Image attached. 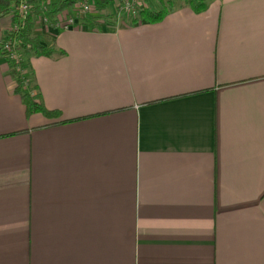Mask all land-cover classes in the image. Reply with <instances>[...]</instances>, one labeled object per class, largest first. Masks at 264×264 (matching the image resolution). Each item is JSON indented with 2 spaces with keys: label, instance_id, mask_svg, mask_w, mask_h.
<instances>
[{
  "label": "crops",
  "instance_id": "crops-1",
  "mask_svg": "<svg viewBox=\"0 0 264 264\" xmlns=\"http://www.w3.org/2000/svg\"><path fill=\"white\" fill-rule=\"evenodd\" d=\"M206 2L34 24L63 52L28 58L56 116L0 55V264H264V0Z\"/></svg>",
  "mask_w": 264,
  "mask_h": 264
},
{
  "label": "trees",
  "instance_id": "trees-1",
  "mask_svg": "<svg viewBox=\"0 0 264 264\" xmlns=\"http://www.w3.org/2000/svg\"><path fill=\"white\" fill-rule=\"evenodd\" d=\"M20 0H0V18L9 16L10 30L3 32L0 37V55L5 59L9 74L12 77L15 87L14 92L19 95L21 102L25 107V112L41 113L51 117L57 114L46 110L42 105L38 95L32 92L29 84L31 82V71L28 68V58L30 56L54 57L63 54L61 50H54L52 44L45 41L44 36L34 34L33 25L37 16H43L46 24L53 26L55 16L58 12L70 7L76 0H23L27 5V14L21 16L17 12ZM111 0H94L100 9L107 8ZM148 1V0H147ZM176 0H155L157 8L148 7L138 13L136 21L155 22L174 6ZM183 5L189 7L194 12H200L206 7L207 0H179ZM88 29H100L98 20L93 16H83L79 21ZM15 41L23 50L19 57H11L6 52L4 46Z\"/></svg>",
  "mask_w": 264,
  "mask_h": 264
},
{
  "label": "built area",
  "instance_id": "built-area-1",
  "mask_svg": "<svg viewBox=\"0 0 264 264\" xmlns=\"http://www.w3.org/2000/svg\"><path fill=\"white\" fill-rule=\"evenodd\" d=\"M149 1V0H148ZM147 0H111L110 4L104 10L107 11L106 14L98 15V12L102 13V9L96 5L94 0H76L70 7L63 9L58 12L55 16V22L52 26L55 29H67L74 27L76 25L80 27H85L79 21L82 20L83 16H93L98 20L99 28L114 24V26L126 23L133 24L134 19H138V13L147 9ZM17 12L21 16L27 14V5L23 0H20L17 7ZM34 24L45 25L46 20L43 16H37ZM47 25V24H46ZM10 25L6 28L4 32L9 31ZM16 47H18L17 42L12 41L4 46L6 52H9L11 57L16 58Z\"/></svg>",
  "mask_w": 264,
  "mask_h": 264
},
{
  "label": "rangeland",
  "instance_id": "rangeland-1",
  "mask_svg": "<svg viewBox=\"0 0 264 264\" xmlns=\"http://www.w3.org/2000/svg\"><path fill=\"white\" fill-rule=\"evenodd\" d=\"M148 6L153 7V8H157L155 0H149V1H148ZM172 8H173V6H172ZM99 9H100V8H99ZM106 13H107V11L104 10V9H102V13L98 12V15H102V14H106ZM35 19H36V18H35ZM34 22H35V20H34ZM9 25H10V24H9ZM35 25H37V24H35ZM41 25H42V24H41ZM41 25H40V26H41ZM36 27H38V25H37ZM34 34H35V33H34ZM37 35H38V34H37ZM39 35H40V36H44V37H45V41L48 43V45L50 44L51 40H50V38H49L48 36H46V35H42V34H39ZM0 37H1V36H0ZM15 51H16V53H15L16 57H19V58H20V56L23 54V50H22L20 47H16Z\"/></svg>",
  "mask_w": 264,
  "mask_h": 264
}]
</instances>
